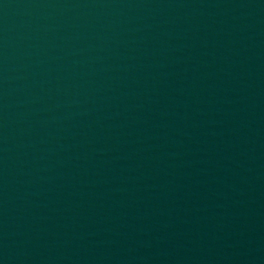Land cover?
Here are the masks:
<instances>
[{
    "label": "water",
    "instance_id": "obj_1",
    "mask_svg": "<svg viewBox=\"0 0 264 264\" xmlns=\"http://www.w3.org/2000/svg\"><path fill=\"white\" fill-rule=\"evenodd\" d=\"M264 102V0H0V264H182Z\"/></svg>",
    "mask_w": 264,
    "mask_h": 264
}]
</instances>
